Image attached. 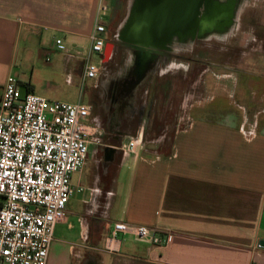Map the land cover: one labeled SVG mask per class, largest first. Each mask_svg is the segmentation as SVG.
<instances>
[{
	"label": "crops",
	"instance_id": "1",
	"mask_svg": "<svg viewBox=\"0 0 264 264\" xmlns=\"http://www.w3.org/2000/svg\"><path fill=\"white\" fill-rule=\"evenodd\" d=\"M151 1L155 2L125 0L124 16L111 39L121 32L129 38L132 14L138 22ZM110 2L0 0V89L11 76L4 67L11 65L19 42L42 38L43 30L64 32L58 37L66 44L69 64L75 57L72 45L90 43L101 3L106 9L98 21L105 26L106 44L102 18H108ZM198 10L202 12L201 7L184 8L183 18L182 14L180 19L176 17L179 24L175 28L184 29L189 14L193 22ZM221 30L199 38L208 41L213 36L216 40L217 34L228 38ZM229 34L234 36L231 28ZM179 38L174 31L165 46L180 44L183 40ZM112 41L110 59L115 49ZM248 52L239 51L230 73L222 72L227 78L222 85L208 86L218 94L215 105L202 104L203 95L185 108L183 125L177 128L178 114L176 122L162 125L156 132L149 130L158 99L153 92V101H149L144 85L136 90L139 99L125 109L121 124L104 132L106 110L98 82L107 71L103 67L98 77L86 80L79 74L81 83L91 85L92 93L89 98L86 89L87 101L81 94L78 99L90 106L98 99L86 122L100 127V143L89 144L83 167L71 175L72 186L82 190L73 192L65 217L54 225L46 264H264V51L259 50L262 55L247 65H239ZM103 53L104 48L98 54L100 65ZM68 76L72 78L69 72ZM17 80L22 90H36L30 81ZM167 88L162 86L160 91ZM205 91L210 90L203 88L202 93ZM165 107L172 108L168 103ZM137 136V148L124 153L120 146ZM117 221L166 230L169 242L157 248L132 234H119L115 244L109 243V232Z\"/></svg>",
	"mask_w": 264,
	"mask_h": 264
},
{
	"label": "built area",
	"instance_id": "2",
	"mask_svg": "<svg viewBox=\"0 0 264 264\" xmlns=\"http://www.w3.org/2000/svg\"><path fill=\"white\" fill-rule=\"evenodd\" d=\"M105 9L101 3L89 34L85 80L102 71L91 55L103 52L105 26L98 20ZM54 43L67 50L62 38ZM90 109L80 99H48L22 90L16 78H6L0 89V264H46L54 225L65 217L73 192L82 190L72 186L71 175L83 167L89 144L100 143V127L86 122ZM139 143L137 136L120 147L131 153ZM119 234H132L157 248L170 239L166 230L117 221L107 241L115 244Z\"/></svg>",
	"mask_w": 264,
	"mask_h": 264
},
{
	"label": "rangeland",
	"instance_id": "3",
	"mask_svg": "<svg viewBox=\"0 0 264 264\" xmlns=\"http://www.w3.org/2000/svg\"><path fill=\"white\" fill-rule=\"evenodd\" d=\"M125 3V0H111L108 4L109 22L107 17L102 18V21L106 23L107 42H113L112 40H114L111 39V35L114 30L117 31L119 29L125 13ZM161 3H158L161 4L158 7L170 9L174 0H165ZM179 6H183V3H179ZM236 9L234 11L236 18L233 13L230 23L231 27H226V31L221 30L220 32L221 34H228V38L224 39L218 36L216 40L203 41L197 35L196 40L191 39L190 43L185 41L186 45L185 43H180L179 47L173 45L174 51H169L173 54H168V51V53H157V56L149 63V67L146 68L142 76L136 78V83L141 81V87L143 85L147 87L149 101H153L151 97L153 92L155 93L153 95L155 99H158L152 111V123L147 119L145 121L148 125L151 123L150 128L152 130L150 129L149 131L156 132L162 125L176 122L178 114L177 128L179 125H183L182 122L186 120L187 115L185 108L191 103L198 101L203 95L200 100L202 104L211 102V105H215L218 94H216V90L209 89V87L210 85H222L223 80L226 78V76H222V72H228L225 74L230 73L236 64V55L239 54V51H250L244 54L245 60L242 61L243 63H239L241 66L247 65L250 61L262 55L258 51H264V0H238ZM241 10L243 11L241 12ZM236 26L237 28H235ZM230 28L234 32L232 38L229 34ZM254 29L255 32L253 31ZM175 32L179 36L178 33L180 31ZM210 32L213 31H205L203 34H209ZM55 35L63 37L64 32L62 33V30L57 32L43 30L42 38H32L27 43L19 42L11 65L4 67V72L9 73L16 79L20 77L26 79L27 82L30 81L35 85L36 90L34 93L45 98L74 102L78 100L81 94L84 98L83 100L87 101L85 90L90 91L92 87L87 85L88 83H81V78L80 80L78 78L83 71V58L87 55L89 42L85 40L82 44L72 45L74 49L72 53L75 54V57L67 64L66 55L68 53L66 50H58L56 48L54 43ZM165 47L167 49L171 48V46ZM190 48L191 51H189ZM152 49L160 50L163 47L159 46ZM91 59L96 63L100 62V56L97 54H92ZM169 61L174 66L168 67L167 62L170 63ZM134 62V53L129 49V46L125 44L121 46L115 43L112 58L102 56L101 68L103 69L104 67L103 70L107 71V75L98 82L101 92L103 93L106 90L107 80L113 78L116 81L121 79V77L124 78L126 71L131 72ZM152 64L154 65L152 66ZM151 66L150 70L152 71H148ZM106 67L107 69H105ZM0 70L2 71L3 68H0ZM68 72L72 78L68 76ZM118 83L119 81L114 82L116 85ZM227 84L229 87L231 83L228 82ZM162 86L168 87L167 90L162 89L160 91ZM203 88L210 90L205 91L208 96L202 93ZM156 91H159V94ZM91 93L92 91L88 94L89 98ZM167 103L168 106H172L171 110L165 107ZM109 128L110 126L104 127V132H108ZM177 128L175 127V129Z\"/></svg>",
	"mask_w": 264,
	"mask_h": 264
},
{
	"label": "water",
	"instance_id": "4",
	"mask_svg": "<svg viewBox=\"0 0 264 264\" xmlns=\"http://www.w3.org/2000/svg\"><path fill=\"white\" fill-rule=\"evenodd\" d=\"M163 1L165 0H155L154 3L151 1L147 9L142 11V15H139L138 22L136 21L138 18H136L137 15L134 13L132 14L130 19L132 20V25L129 27L128 39L133 42L132 45L135 48L148 50L158 48L159 46L166 48L165 43L170 35H172L174 31H181V29L175 28L179 24L176 17L180 19V14H182L181 18H183L184 12L182 10L189 5L192 6L191 4L200 0H174L173 6L171 8L169 6L170 9L158 7ZM179 3H183V6H179ZM161 33H164V37L159 40L158 36H160ZM112 48L113 44L111 42L105 44L104 57H109ZM148 50L143 52H148ZM147 56H149V60L155 58L154 54H148Z\"/></svg>",
	"mask_w": 264,
	"mask_h": 264
},
{
	"label": "flooded vegetation",
	"instance_id": "5",
	"mask_svg": "<svg viewBox=\"0 0 264 264\" xmlns=\"http://www.w3.org/2000/svg\"><path fill=\"white\" fill-rule=\"evenodd\" d=\"M214 3H222L223 0H210ZM235 9V7H234ZM213 31V30H212ZM255 32V29L253 30ZM127 32V30H126ZM215 32V31H213ZM212 32V33H213ZM255 35V34H254ZM191 39H197V34L195 33L194 36ZM212 39L214 40L215 38L212 36ZM115 43L122 45H128L126 44V41H129L128 38H126L125 33L121 32L120 34L118 33L115 38ZM189 41V40H188ZM205 41V40H203ZM209 41V40H208ZM124 42V43H123ZM130 42V41H129ZM133 43V42H132ZM193 43V42H192ZM130 50H132V52L134 53V66L132 68V71H126V73L124 74L125 77L121 79H117L116 81L112 78H110L109 80H107V88L106 90H104V92L101 94L100 98H102V100L100 99L101 103L104 104L105 110H106V116L104 119V127H108V126H115V124H117L118 126L121 124L122 120H123V114L126 108L131 106V103L137 102V98L139 99V97L137 96L136 90L138 88L141 87L142 82L139 81L138 83H136V78L137 77H141L142 74L144 73V70L147 66H145V64H147V62H143V56L140 55L141 53H143V51L141 49H136L134 48V46L132 44L128 45ZM171 49V48H170ZM169 48H163L160 50H155V49H143L148 50L150 52V54H154L155 56H157V53L161 52L165 53V52H171ZM191 50V48H190ZM138 55H139V59H138ZM144 69L143 72H141V69ZM119 83L116 85L114 84V82H118ZM136 83V84H135ZM134 87V88H133ZM98 96V95H97ZM94 102H91V112H93L94 109H96L93 105L97 106L98 104V99L93 100Z\"/></svg>",
	"mask_w": 264,
	"mask_h": 264
},
{
	"label": "bare ground",
	"instance_id": "6",
	"mask_svg": "<svg viewBox=\"0 0 264 264\" xmlns=\"http://www.w3.org/2000/svg\"><path fill=\"white\" fill-rule=\"evenodd\" d=\"M191 5H192V8L194 6H196V8L201 7L202 12H200L198 10L195 13L196 19L193 22H192L193 16L191 14H189L188 17L186 16L187 26L185 28H184V26H182V28H184V29H182L179 32V37H180L179 39L183 40L182 42L180 41V43L181 44L185 43V45L187 44L185 41H187V39L191 40V38L194 36L195 33L197 35H202L205 31H211V30L220 31L221 29H224V27L228 26L232 21L234 7H235V11L237 10L236 8L238 5V0H223L222 3H214L210 0H201V2L199 1V2L193 3ZM234 17H235V15H234ZM216 36H220L221 38H223V36H221L219 34H217ZM163 37H164V33H161L158 39L161 40ZM167 40H166V42H167ZM173 45L178 46L180 44L171 43V45H169V46H171V49H170L171 51L172 50L174 51ZM214 49H216V48H214ZM141 50L144 51L143 49H141ZM189 51H191V50H189ZM213 51H211V52H213ZM148 54H150L149 51L143 52L140 54L143 56L142 60L144 63L149 61V56H147ZM217 54H219V53H217ZM138 59H139V55H138ZM171 66H174V64ZM158 73H159V71H158Z\"/></svg>",
	"mask_w": 264,
	"mask_h": 264
}]
</instances>
